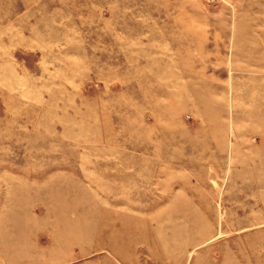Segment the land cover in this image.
<instances>
[{"label": "rangeland", "instance_id": "1", "mask_svg": "<svg viewBox=\"0 0 264 264\" xmlns=\"http://www.w3.org/2000/svg\"><path fill=\"white\" fill-rule=\"evenodd\" d=\"M0 264H264V0H0Z\"/></svg>", "mask_w": 264, "mask_h": 264}]
</instances>
